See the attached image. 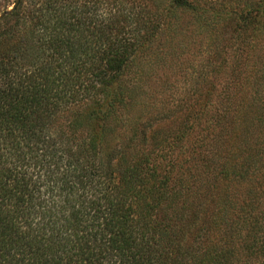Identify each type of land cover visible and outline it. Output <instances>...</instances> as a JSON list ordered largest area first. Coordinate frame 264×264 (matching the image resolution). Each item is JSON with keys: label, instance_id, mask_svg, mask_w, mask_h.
Wrapping results in <instances>:
<instances>
[{"label": "trees", "instance_id": "obj_1", "mask_svg": "<svg viewBox=\"0 0 264 264\" xmlns=\"http://www.w3.org/2000/svg\"><path fill=\"white\" fill-rule=\"evenodd\" d=\"M207 2L170 0L131 20L19 0L0 16V264H264V0L229 12L231 79L218 90L203 79L197 109L99 162L106 117L123 102L111 87L162 20L205 17ZM88 100L67 123L71 137L90 134L80 160L48 132Z\"/></svg>", "mask_w": 264, "mask_h": 264}, {"label": "rangeland", "instance_id": "obj_2", "mask_svg": "<svg viewBox=\"0 0 264 264\" xmlns=\"http://www.w3.org/2000/svg\"><path fill=\"white\" fill-rule=\"evenodd\" d=\"M30 1L20 0V8H26ZM71 1L93 7L96 16L119 9L131 20L143 7L140 15L156 16L154 6L157 12H164L170 4V0ZM207 1L209 8L205 17L196 18L190 12H176L173 18L162 20L156 41L134 57L123 70L120 83H114L111 87L107 98H114L120 92L123 102L115 115L106 117L109 129L100 143V164L106 161L107 151L115 143L128 140L129 143L137 142L141 137L140 130L149 136L150 130L167 126L173 114L188 112L189 103L193 104L195 100L202 102L207 92L201 89L203 79H216L212 87L217 90L221 82L231 79L237 41L232 32L233 21L229 12L233 11L237 16L245 0H231L229 3L225 0ZM13 2L15 0H0V16L9 12ZM89 104L88 100L69 107L52 122L48 132L54 142L63 144L80 160L84 159L82 145L90 134L82 131L78 136L71 137L67 133V123L72 113L85 111ZM194 107L197 109L196 104H193ZM103 110L101 108L100 111ZM146 123L150 127H146Z\"/></svg>", "mask_w": 264, "mask_h": 264}, {"label": "water", "instance_id": "obj_3", "mask_svg": "<svg viewBox=\"0 0 264 264\" xmlns=\"http://www.w3.org/2000/svg\"><path fill=\"white\" fill-rule=\"evenodd\" d=\"M17 3H18V0H15L13 6L9 9V11L14 10L16 5H17Z\"/></svg>", "mask_w": 264, "mask_h": 264}]
</instances>
